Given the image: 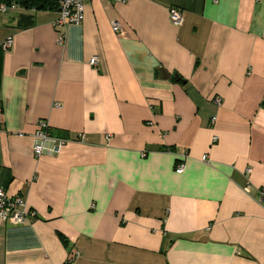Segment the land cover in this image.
Masks as SVG:
<instances>
[{"label": "crops", "instance_id": "1", "mask_svg": "<svg viewBox=\"0 0 264 264\" xmlns=\"http://www.w3.org/2000/svg\"><path fill=\"white\" fill-rule=\"evenodd\" d=\"M58 16L0 11V187L37 213L0 223V264H264V0ZM40 120L85 142L36 156Z\"/></svg>", "mask_w": 264, "mask_h": 264}, {"label": "built area", "instance_id": "2", "mask_svg": "<svg viewBox=\"0 0 264 264\" xmlns=\"http://www.w3.org/2000/svg\"><path fill=\"white\" fill-rule=\"evenodd\" d=\"M58 1V13L59 16L54 21V26L65 27L69 24L79 25L83 22L85 17V7L90 0H57ZM120 2H126L128 0H115ZM18 7L16 4L7 5L5 3L0 4V11L7 12L11 9ZM169 16L171 22L176 26H181L184 23L183 11L172 6L169 8ZM113 29L115 31L120 30V26L117 22L113 23ZM12 37H9L4 43V49H7L12 44ZM99 58L93 56L90 59L92 65L98 63ZM215 101L220 103V99L216 98ZM216 117L213 116L211 121L214 123ZM34 146L33 151L36 156L58 155L61 152L62 147L69 141H81L85 142L86 136L84 133H78L75 138L64 137L54 134L51 131L49 124L45 120L38 122V128L34 133ZM214 141L218 140V136L214 135ZM186 155V154H185ZM203 160L210 161L207 155L203 156ZM185 169V163L181 162L177 165L176 171L183 172ZM251 171V169H248ZM259 200L264 202V186L259 189ZM37 215L36 211L30 209L26 201L21 196H9L4 188L0 187V223H12V224H25L31 218Z\"/></svg>", "mask_w": 264, "mask_h": 264}, {"label": "trees", "instance_id": "3", "mask_svg": "<svg viewBox=\"0 0 264 264\" xmlns=\"http://www.w3.org/2000/svg\"><path fill=\"white\" fill-rule=\"evenodd\" d=\"M2 3H5L7 5L16 4L23 8H33L37 10L57 11L59 7L57 0H0V4Z\"/></svg>", "mask_w": 264, "mask_h": 264}, {"label": "water", "instance_id": "4", "mask_svg": "<svg viewBox=\"0 0 264 264\" xmlns=\"http://www.w3.org/2000/svg\"><path fill=\"white\" fill-rule=\"evenodd\" d=\"M177 78H179V76L177 75Z\"/></svg>", "mask_w": 264, "mask_h": 264}]
</instances>
